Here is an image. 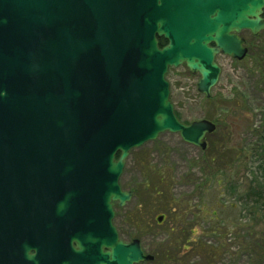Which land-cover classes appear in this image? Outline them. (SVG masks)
<instances>
[{
  "label": "water",
  "instance_id": "water-1",
  "mask_svg": "<svg viewBox=\"0 0 264 264\" xmlns=\"http://www.w3.org/2000/svg\"><path fill=\"white\" fill-rule=\"evenodd\" d=\"M244 30L264 0H0V264H74L77 223L91 264L152 260L113 224L130 151L166 132L206 149L216 124L180 120L166 76L186 65L210 97Z\"/></svg>",
  "mask_w": 264,
  "mask_h": 264
},
{
  "label": "rangeland",
  "instance_id": "rangeland-1",
  "mask_svg": "<svg viewBox=\"0 0 264 264\" xmlns=\"http://www.w3.org/2000/svg\"><path fill=\"white\" fill-rule=\"evenodd\" d=\"M240 35L248 41L247 58L218 55L221 74L210 97L198 91L199 73L185 65L166 77L182 121L217 124L207 149L166 132L127 159L120 183L133 198L118 208L117 221L126 220L128 240L141 238L159 264H259L243 247L261 235L264 219L250 220L238 200L253 180L264 182V77L252 70L264 31Z\"/></svg>",
  "mask_w": 264,
  "mask_h": 264
},
{
  "label": "trees",
  "instance_id": "trees-1",
  "mask_svg": "<svg viewBox=\"0 0 264 264\" xmlns=\"http://www.w3.org/2000/svg\"><path fill=\"white\" fill-rule=\"evenodd\" d=\"M252 66L253 71L260 72V74L263 75L262 77H264V43L257 48V52L252 59ZM262 134H264V128ZM260 169H263V167L261 166ZM238 201H243V209L241 208L242 211L246 212L248 217L253 216L250 220L257 219L259 214L261 215V218L264 219V182L259 181L258 179L253 180L251 188ZM233 207L234 206H232V209L235 208ZM260 233L261 235L256 237V239H251L247 244H244L243 248H246V254L249 253L252 258L254 257L257 259L259 264H264V231Z\"/></svg>",
  "mask_w": 264,
  "mask_h": 264
},
{
  "label": "flooded vegetation",
  "instance_id": "flooded-vegetation-1",
  "mask_svg": "<svg viewBox=\"0 0 264 264\" xmlns=\"http://www.w3.org/2000/svg\"><path fill=\"white\" fill-rule=\"evenodd\" d=\"M159 44H160V47H164L167 44V41L165 39L160 38ZM247 45H248V41L245 39V46L248 49L249 47ZM218 55H225V54L221 53ZM218 55H217V57H218ZM229 57H231V56H229ZM122 188H123V190L128 191V189L124 188L123 186H122ZM129 191H131V190H129ZM118 217H119V213H118V208L116 206V216L114 219V225H115L116 230L118 232V236H119L120 241H122L124 243H129V242H132L134 240H140L142 242L141 238H138V237L131 238V240H128V238L126 237L125 230L123 228V225L124 224L126 225V220L123 218L122 221H117ZM93 230H94V228H93ZM93 230L90 228L89 225H86L84 223L74 224V264H91L92 256H93L92 252L94 249V245L100 246V244H101L100 243V237L99 236L95 237L94 235H92ZM106 250H107V248H105V251ZM159 262L160 261L156 260V258L154 257L150 261H144V262H140L138 264H159Z\"/></svg>",
  "mask_w": 264,
  "mask_h": 264
},
{
  "label": "clouds",
  "instance_id": "clouds-1",
  "mask_svg": "<svg viewBox=\"0 0 264 264\" xmlns=\"http://www.w3.org/2000/svg\"><path fill=\"white\" fill-rule=\"evenodd\" d=\"M28 259H29V260H33V259H34V257L32 256L31 253H28Z\"/></svg>",
  "mask_w": 264,
  "mask_h": 264
}]
</instances>
